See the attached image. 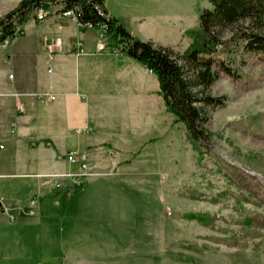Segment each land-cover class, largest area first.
Here are the masks:
<instances>
[{
    "label": "rangeland",
    "instance_id": "rangeland-1",
    "mask_svg": "<svg viewBox=\"0 0 264 264\" xmlns=\"http://www.w3.org/2000/svg\"><path fill=\"white\" fill-rule=\"evenodd\" d=\"M106 1L123 16L158 8L159 20L142 32L179 53L212 8L210 0ZM88 30L97 31L81 32ZM233 59L239 78L222 75L210 88L226 97L224 106L207 108L210 142L195 144L174 122L148 69L143 95L90 107L79 98L71 106L73 128H85L88 111L93 121L90 130L73 131L69 148L86 131L116 146L96 149L103 166L60 200V235L77 264H264V59L241 53ZM75 153L77 172L88 170L89 157Z\"/></svg>",
    "mask_w": 264,
    "mask_h": 264
},
{
    "label": "crops",
    "instance_id": "crops-1",
    "mask_svg": "<svg viewBox=\"0 0 264 264\" xmlns=\"http://www.w3.org/2000/svg\"><path fill=\"white\" fill-rule=\"evenodd\" d=\"M21 1L0 0V16ZM105 8L134 36L154 41L142 29L159 20L158 8L140 7L127 16L112 11L106 0ZM22 28L21 35L0 49V264H77L74 249L60 235V200L77 192L81 176L96 175V168L103 166L96 149L116 146L86 131L84 138L78 137L77 148H69L73 131L79 135L90 130L93 121L88 111L85 128H73L70 108L79 98L90 107L104 105L107 98L143 95L147 69L109 46L99 51L98 31L81 32L77 20L56 8L43 19L31 17ZM70 152L89 157L88 170L80 167L77 172L68 160Z\"/></svg>",
    "mask_w": 264,
    "mask_h": 264
},
{
    "label": "trees",
    "instance_id": "trees-1",
    "mask_svg": "<svg viewBox=\"0 0 264 264\" xmlns=\"http://www.w3.org/2000/svg\"><path fill=\"white\" fill-rule=\"evenodd\" d=\"M210 2L212 8L201 13L197 29L189 31L194 42L183 53L142 40L116 18L99 13L101 8L107 14L105 0H66V5L78 7L82 22L104 24L108 46L156 76L166 110L174 115L175 123L185 126L189 139L196 144L212 140L207 127V108L216 109L226 102L225 96L217 97L210 92L211 86L222 75L239 78L233 56L241 53L264 59V0ZM41 7L48 5L43 0H23L15 9L1 15L0 43L21 35L24 24L37 16Z\"/></svg>",
    "mask_w": 264,
    "mask_h": 264
},
{
    "label": "built area",
    "instance_id": "built-area-1",
    "mask_svg": "<svg viewBox=\"0 0 264 264\" xmlns=\"http://www.w3.org/2000/svg\"><path fill=\"white\" fill-rule=\"evenodd\" d=\"M46 2V4L48 5V8L45 7H41L37 10V16L40 19H43L47 16L48 12L52 9V8H56L57 12L60 13L62 16L64 17H68V18H72L78 21L79 25L83 28H94L97 29L98 31V35H97V40H98V50L99 51H104L107 47H108V41H107V36H106V26L100 25V26H95L90 22H82L79 19L80 16V12L77 6L74 7H67L66 5V0H43ZM99 13H101L102 15H105L106 17L108 16L101 8L99 9ZM23 29V28H22ZM23 32V31H22ZM9 38L5 39L3 42L0 43V49H4L7 47L8 43H9ZM10 78H13V74L10 75ZM47 99L49 100H54L55 96L54 95H44ZM44 96H40L41 98H45ZM19 110L22 112L24 111V107L21 105L19 107ZM0 148L3 149L4 146L0 143ZM68 160L71 162H74L77 160L76 157V153L75 152H70L68 154ZM30 203L32 205H34L36 203L35 199H31Z\"/></svg>",
    "mask_w": 264,
    "mask_h": 264
}]
</instances>
